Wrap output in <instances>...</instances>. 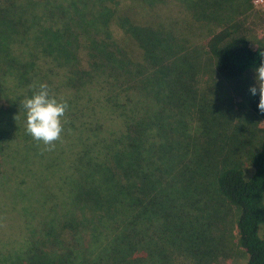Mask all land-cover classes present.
Masks as SVG:
<instances>
[{"label":"trees","instance_id":"trees-1","mask_svg":"<svg viewBox=\"0 0 264 264\" xmlns=\"http://www.w3.org/2000/svg\"><path fill=\"white\" fill-rule=\"evenodd\" d=\"M182 1L221 21L207 41L212 68L264 118L255 84H243L264 46L235 19L236 0ZM154 5L0 0V264H142L145 230L207 255L225 241L213 233L232 212L244 264H264V140L251 176L220 165L219 149H200L189 132L194 109L204 132L227 116L198 111L189 36L169 29ZM34 83L69 104L47 163L21 108ZM7 220L15 239L3 238Z\"/></svg>","mask_w":264,"mask_h":264},{"label":"rangeland","instance_id":"rangeland-1","mask_svg":"<svg viewBox=\"0 0 264 264\" xmlns=\"http://www.w3.org/2000/svg\"><path fill=\"white\" fill-rule=\"evenodd\" d=\"M154 1V7L161 15L166 26L170 27L169 29H172L175 33L180 34V36L182 34L189 36V41L185 44V51L191 54L195 62H198L197 66L200 70L198 75L200 82L198 111L201 108L208 113L210 111L218 113L223 111L227 116L225 119L222 118V121L224 120L223 125L218 124L217 121L216 125L204 132L202 119L199 123L198 114L194 109L189 132L192 131V133H196L201 137L199 141L201 143L200 149L207 150L205 148L209 146L213 153L216 149H219L216 151L220 153L218 159L220 165H239L245 170L247 176H251L254 172L251 155L259 149L264 140V129L257 124L264 121V118L252 112L243 103V99L238 92L239 89H235L227 82L222 81L212 68L213 62L208 53L207 41L211 34L219 29L221 21L214 22L202 15H195L182 0ZM241 1L242 4L238 5L240 0H236L237 4L233 6L236 11L234 13L235 19L238 18L245 23L248 35L255 47L259 44L264 46V0ZM230 13H233L232 9H230ZM226 20L223 19L222 21ZM255 76V71L250 72L245 77L243 84L246 86L255 84ZM218 132L219 136L214 138ZM202 133L205 134V137ZM55 150L57 148L53 151H44L46 163L54 158ZM40 160L43 159L40 158ZM218 160L217 164L219 165ZM8 221L11 220H7L2 229L4 230L3 238L11 237L10 239H15V235L18 234L15 230L10 229L11 226L8 225L11 224ZM234 222L235 216L232 212L230 216L226 217L227 225L225 222L219 224L221 229L218 230L217 228L213 234L218 237L217 233H219V235L224 236L225 241H222V245H210L213 252L207 255L190 252L187 248L168 240L159 241L160 232H158L157 239L159 243H157V239L152 237L156 233L153 230H145L142 234L146 235L143 241L145 249L141 255L144 258L142 264H244L247 255L236 239ZM154 225L156 226L157 223H154ZM261 235L264 236V226L261 228ZM136 236L139 237L137 234Z\"/></svg>","mask_w":264,"mask_h":264},{"label":"clouds","instance_id":"clouds-1","mask_svg":"<svg viewBox=\"0 0 264 264\" xmlns=\"http://www.w3.org/2000/svg\"><path fill=\"white\" fill-rule=\"evenodd\" d=\"M259 55L264 58V50ZM255 85L250 88L252 95L259 94L258 109L264 114V62L254 68ZM31 97L21 101L25 114L26 132L38 143L44 145L43 151H53L58 141H62L66 113L69 104L63 97H57L47 83H34ZM18 116L15 117L17 120ZM264 129V121L257 124Z\"/></svg>","mask_w":264,"mask_h":264}]
</instances>
